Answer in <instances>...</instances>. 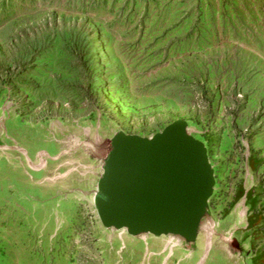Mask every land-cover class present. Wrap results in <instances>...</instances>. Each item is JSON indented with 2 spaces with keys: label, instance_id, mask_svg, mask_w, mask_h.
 Instances as JSON below:
<instances>
[{
  "label": "rangeland",
  "instance_id": "1",
  "mask_svg": "<svg viewBox=\"0 0 264 264\" xmlns=\"http://www.w3.org/2000/svg\"><path fill=\"white\" fill-rule=\"evenodd\" d=\"M238 67L241 81L224 79ZM176 120L212 167L219 253L206 264H264V0H0V264H69L107 139ZM15 140L34 165L7 147ZM37 153L55 157L43 165ZM100 222L105 264H144L141 237ZM148 241L161 249L148 264H163L164 234ZM183 248L194 257L169 264L197 262V238Z\"/></svg>",
  "mask_w": 264,
  "mask_h": 264
},
{
  "label": "water",
  "instance_id": "2",
  "mask_svg": "<svg viewBox=\"0 0 264 264\" xmlns=\"http://www.w3.org/2000/svg\"><path fill=\"white\" fill-rule=\"evenodd\" d=\"M116 151L98 181L95 205L101 222L131 233L176 232L193 238L213 172L205 145L176 120L142 137L116 133Z\"/></svg>",
  "mask_w": 264,
  "mask_h": 264
},
{
  "label": "bare ground",
  "instance_id": "3",
  "mask_svg": "<svg viewBox=\"0 0 264 264\" xmlns=\"http://www.w3.org/2000/svg\"><path fill=\"white\" fill-rule=\"evenodd\" d=\"M186 130L188 133H190L191 131H193V128H190L187 125ZM107 142H108V144L106 145V147L103 149V152H102L103 153L102 157L104 158V164H102L103 165V171H104V168H105L108 160L114 155V153L116 151V144H115L114 137L107 139ZM7 147L9 149H16V150H19V151L25 153V155L28 158L31 165H34L33 162L31 161L28 148L24 147L23 145H20L19 141L15 140L14 145L7 146ZM37 155H38V153L36 154V157L38 158L37 160L39 161V164H43V165H45L46 160L49 159L48 157H53V158L55 157V156H50V155H40V156H37ZM67 173H65V174H67ZM65 174H62V176H64ZM101 177H100V179H101ZM97 189H98V191H97ZM97 189L96 190L94 189V193L92 196H94V194H98V195L100 194L98 187H97ZM91 202H92V199H91ZM241 205H242V208L239 211V216L243 220V218L245 217L246 212H247L244 199L241 202ZM218 224L219 223H217V221L213 217L208 215L207 204H205L203 211H202V214H201V217H200V220H199L198 225L196 227V232L194 234V237L192 238L195 240L197 238L198 244H199L201 251H202L199 259L197 260V262L195 264H206L208 262V260L210 259V257H211V259H213V258H215L214 257L215 255H218L219 247H218V243L215 240L216 228H217ZM104 227L106 229L109 228V230L111 229L113 231H115L117 229H121L123 233L124 232L130 233V234H133L135 236L141 237L146 244L145 251H144V256H145L146 261L144 262V264H148L147 261L151 258V256L161 254V252H160L161 249L157 250L156 248L158 246H151L150 242L148 241V238H151L153 236H160V235L164 234V237L167 239L165 246L162 248V252L165 253L164 257H163V264H169L170 260L172 262H174V260L176 261L177 259H179L180 253H182L183 249H184L183 248L184 236L180 233L170 231L167 233H161L158 235H153L152 233H150L149 231H146V230L145 231H139L137 233H131L126 226H115V225L106 226L105 225ZM112 238H113V236L110 237L109 240H111V242L113 243ZM121 239L127 247V243H126L123 235L121 236ZM153 248H155V249H153ZM223 249H224V246H223ZM226 249L228 250L227 251L228 254L232 255V251L230 250L229 246H226ZM183 254L185 255V257H189V256L194 257V255H195V253L193 251L183 252ZM181 260L182 259H180V261Z\"/></svg>",
  "mask_w": 264,
  "mask_h": 264
},
{
  "label": "built area",
  "instance_id": "4",
  "mask_svg": "<svg viewBox=\"0 0 264 264\" xmlns=\"http://www.w3.org/2000/svg\"><path fill=\"white\" fill-rule=\"evenodd\" d=\"M232 99H233V106L237 110L242 106V103L245 100V94L237 90L232 95ZM65 105L68 106V103H65ZM186 129H187V124H185V130ZM193 132L195 131H192V133ZM192 133H188V134L192 135ZM240 138H241V142H243L242 145L244 146L243 154L245 155L246 158H248L250 154L248 140L247 138H244L243 134H241ZM208 161L210 163L209 158ZM97 196L98 194H94V196H92V202H90L91 203L90 207L92 209L90 210V214L86 217L84 224L82 226H78V227L76 226L73 229L72 237L66 247V252H65L66 260L68 261L69 264H105L104 252L97 243L98 239L95 234V228H94L96 220L97 219L100 220L95 205V199Z\"/></svg>",
  "mask_w": 264,
  "mask_h": 264
},
{
  "label": "crops",
  "instance_id": "5",
  "mask_svg": "<svg viewBox=\"0 0 264 264\" xmlns=\"http://www.w3.org/2000/svg\"><path fill=\"white\" fill-rule=\"evenodd\" d=\"M242 46H244V45H242ZM245 48H247V47H245ZM232 71L233 70L229 69L228 71L225 72V75H224L225 80L229 81L234 75H235L234 77L238 78L237 81L238 80L241 81L243 79L244 75L241 73L243 71V69L240 72V68L238 67L235 71V74H233ZM252 107L253 106L249 103L248 105H246L245 109L252 110Z\"/></svg>",
  "mask_w": 264,
  "mask_h": 264
},
{
  "label": "flooded vegetation",
  "instance_id": "6",
  "mask_svg": "<svg viewBox=\"0 0 264 264\" xmlns=\"http://www.w3.org/2000/svg\"><path fill=\"white\" fill-rule=\"evenodd\" d=\"M197 139V138H196Z\"/></svg>",
  "mask_w": 264,
  "mask_h": 264
}]
</instances>
